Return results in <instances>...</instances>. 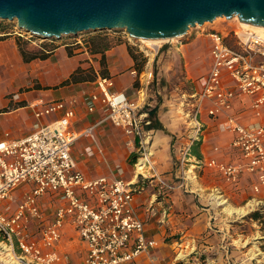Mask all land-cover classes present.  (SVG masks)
<instances>
[{
  "label": "built area",
  "instance_id": "1",
  "mask_svg": "<svg viewBox=\"0 0 264 264\" xmlns=\"http://www.w3.org/2000/svg\"><path fill=\"white\" fill-rule=\"evenodd\" d=\"M18 30L20 37L28 35ZM208 36L211 67L188 115V123L195 131L192 145L220 136L218 130L207 131L200 120L207 101L209 117L226 116L225 126L233 136L231 145L241 160L231 163L211 159L196 163L190 160V147L180 159L179 184L182 187L192 179L197 180L196 169L207 167L234 187H240L246 175L256 177L244 190L249 195H257L264 189V124H243L244 112L235 111V103L237 99L248 98L247 110L256 118L262 116L264 33L245 28L238 21V26L227 33L212 31ZM229 37L233 45L228 43ZM133 73L139 77L138 71ZM84 102L89 114L101 113L97 124L86 126L87 119L80 118L74 108L64 101H52L33 105L30 134L17 139L6 134V139L0 140V236L10 243L18 264L62 263L56 247L67 224L74 227L87 245L84 264H131L138 259L147 262L164 247L158 240L146 236L144 222L133 205L137 185L147 181L144 168L150 166L152 157L146 150L147 127L151 122L140 113L145 97L130 100L115 89L112 79L98 77ZM59 114L58 118L42 124L45 117ZM101 126L122 130L130 138L128 144L138 142L142 147L133 175L118 167L116 174L89 178L78 168L74 144L87 135V147L93 153L101 152L93 135ZM134 178L142 181L135 183ZM24 185L29 189L13 209V194ZM161 188L170 190L172 185L162 182ZM55 199L60 205L49 221L45 205L52 208Z\"/></svg>",
  "mask_w": 264,
  "mask_h": 264
},
{
  "label": "crops",
  "instance_id": "2",
  "mask_svg": "<svg viewBox=\"0 0 264 264\" xmlns=\"http://www.w3.org/2000/svg\"><path fill=\"white\" fill-rule=\"evenodd\" d=\"M4 35L5 38L0 40V140L6 139V134H10L13 139L30 134L33 131L31 119L35 110L33 105L52 101H64L69 107L74 108L80 118L87 119L86 126L97 124L102 117L101 113L89 114L84 99L86 93L94 87L97 78L102 77L101 71L104 68H107L108 76L113 80L118 92L124 93L134 101L145 97L146 102L140 113L144 114L148 121H153L154 127L151 129L147 127L146 147V150L152 153V157L150 166L144 168L147 181L137 185L138 191L134 195L133 205L144 222L146 236L158 240L164 247L155 252L150 261L138 259L131 264H201L200 256L205 257V264L263 262L262 257L256 259V262L251 257H244L247 252L243 247L240 253L234 247L231 250V243L228 241L229 238H233L229 229L231 221L242 219L255 211H261L264 218V189L257 195H249L244 190L245 185L254 182L256 177L246 175L240 187H234L225 182L219 173L206 167L196 169L198 177L195 184L191 182L182 187L179 184L182 175L180 159L184 152L192 147L195 138V131L188 123V115L196 104V96L202 91L211 67V40L206 56L197 54L198 48L195 46H199L198 39L182 46L186 48L185 62L191 78L198 80L201 76L203 84L199 92L189 95L192 97L190 102L179 103V98L167 100L165 97L163 101L152 100L145 92L139 90L136 85L137 77L133 73L138 70L129 53L128 42L113 45L105 53L107 67H104L101 63V54H91L88 49L80 46V41L72 42V39L43 41L46 39L25 37L23 39L30 43V47L46 45L52 50L49 57L44 60L26 62L18 47L17 40L20 34L12 30ZM78 69H82L85 75L94 70L97 74L96 80L70 81ZM226 82L231 84L229 78H226ZM248 104V98L237 99L235 103V111L244 112L245 116L241 119L243 124L249 125L254 122L264 124V108L262 116L256 118L247 110ZM208 108L209 103L206 101L200 120L207 131L218 130L220 136L201 142L195 150L202 155V159L191 155L190 160L205 163L217 159L238 163L241 160L240 154L231 145L233 136L225 126L226 116L211 118L208 116ZM150 110H155L151 120ZM60 115L45 117L42 124H47ZM93 135L102 151L93 153L92 149L87 147L88 136L83 135L73 146L78 168L89 178L108 173L116 174L118 167L133 175L136 164L132 163V159L137 157L138 161L142 153L139 143L128 144L130 138L122 130L111 126L108 129L104 126L97 127ZM216 148L218 150H215ZM133 180L138 183L142 178ZM162 182L171 184L172 189L163 190ZM28 189L29 186L24 185L14 192L11 203L13 209L17 208ZM52 199L53 197H50V200ZM59 205L60 201L57 199L52 208L45 205L49 221L52 220V214ZM227 207L244 209L245 213L232 214ZM250 220L256 222L251 218ZM37 236L39 234L35 237ZM259 238L264 239L262 232ZM56 249L62 257L60 264H84L87 245L71 224L64 227L62 240ZM214 252L218 256L211 258L210 255ZM259 252L263 253L262 250ZM254 254L259 255L258 252Z\"/></svg>",
  "mask_w": 264,
  "mask_h": 264
},
{
  "label": "water",
  "instance_id": "3",
  "mask_svg": "<svg viewBox=\"0 0 264 264\" xmlns=\"http://www.w3.org/2000/svg\"><path fill=\"white\" fill-rule=\"evenodd\" d=\"M264 27V0H0V20L33 37L126 32L135 41L173 40L219 17Z\"/></svg>",
  "mask_w": 264,
  "mask_h": 264
},
{
  "label": "rangeland",
  "instance_id": "4",
  "mask_svg": "<svg viewBox=\"0 0 264 264\" xmlns=\"http://www.w3.org/2000/svg\"><path fill=\"white\" fill-rule=\"evenodd\" d=\"M238 21L239 20L233 19L227 20L224 17V19H220L217 22L214 21L215 23L207 22L203 26L192 28L186 37L159 43L157 49L148 47V44L144 41L133 40L126 32L120 30L88 32L82 33L75 39L72 37H65L64 39H72V42L80 41V46L86 49L88 47L87 43L89 42V39L94 36H105L109 38L114 46L121 42H128L129 47H131L139 56L140 65L142 60H147L142 67L143 71L141 73L139 72V77L137 78L136 83L139 90L141 89L142 92H145L146 95H148V98L151 97L152 100L157 99L159 101V99H161V101H163L165 97H167V100L179 98V103L180 101H185L187 103L192 100V97L189 95H193L201 90L203 77L200 76L198 80H193L191 78V74L189 69L187 70L185 62V55L187 54L186 48L182 46L190 43L194 39H198L199 46H195V48H198L197 54L199 56H206L205 54L210 48V38L208 34L212 31H219L225 34L230 29L238 26ZM0 27L3 28L5 32H10L12 30L19 31L18 28H16L18 27L16 21L11 22L0 20ZM25 36L30 37V34H26ZM30 38L34 39L36 37L31 36ZM201 41H204L205 43H201ZM228 43L231 45L234 44L231 37H229ZM192 180L190 181V184L191 182H194L195 184L196 180ZM251 213H248L242 219L231 221V227H229V229H231L233 238L231 237L228 240L231 243L230 249L232 250L234 247L238 249L240 253L243 247V250H246L247 252V255H243L244 257H251L254 262H256V259L262 257L263 262H258V264H264V239L262 240L259 238L260 232L264 234V218L254 222L249 218ZM243 220H245V222ZM242 234L245 235V237H238V235ZM260 242H263V244ZM7 248L10 249V253H12V256L17 260L10 243L3 239L0 240V264H10L7 261V254L9 253ZM260 250H262L263 253H260ZM255 252H258L259 255L255 256ZM16 254H19L17 249ZM217 256L218 254L216 252L210 255L211 258H216ZM199 260V263L205 264L204 256H200Z\"/></svg>",
  "mask_w": 264,
  "mask_h": 264
},
{
  "label": "trees",
  "instance_id": "5",
  "mask_svg": "<svg viewBox=\"0 0 264 264\" xmlns=\"http://www.w3.org/2000/svg\"><path fill=\"white\" fill-rule=\"evenodd\" d=\"M6 33H8V31L5 32L4 29L0 27V40L5 38L4 34ZM17 42H18V47L20 49V52L26 62H30L35 59L44 60L48 58L49 55L52 53V50L49 49L46 45H41L40 47L38 46L30 47V43L24 40L22 37H19ZM87 46H88L87 49L91 54H94V55L101 54L102 55V59H101L102 66L107 67L105 53L108 50H110L113 46V43L109 40V38L105 36H94L89 39ZM129 53L136 63L138 72L141 73L143 71L142 67L147 60L146 59L142 60V63L140 65L139 56L131 47H129ZM101 76L104 78H109L107 68L102 69ZM96 77H97V74L95 73L94 70H91L85 75L82 69H78L76 73L72 75L70 81L72 82L95 81ZM154 114H155V110H150L149 112L150 120ZM153 127H154L153 121L151 120V123L148 126V129H151ZM200 143L201 142H195L191 147V154L194 156H197L198 159H202V155L195 150V147L197 146L199 147ZM132 163H135V164L137 163V157H133ZM249 218L255 221H258L263 218V215L261 214V211H255L249 215ZM0 240H3V237L0 236Z\"/></svg>",
  "mask_w": 264,
  "mask_h": 264
},
{
  "label": "bare ground",
  "instance_id": "6",
  "mask_svg": "<svg viewBox=\"0 0 264 264\" xmlns=\"http://www.w3.org/2000/svg\"><path fill=\"white\" fill-rule=\"evenodd\" d=\"M220 19H224V17H219L217 18L216 20H214L215 22L219 21ZM233 20H239L238 17H233ZM213 21V22H214ZM214 22V23H215ZM239 22L241 23V25L245 28H250V29H253V30H256V31H259V32H262L264 33V27L263 26H258V25H255V24H250V23H245V22H241L239 20ZM144 41L145 43L148 44V47L150 48H154V49H157L158 47V44L161 43V42H164L166 40H142ZM170 41V40H169ZM225 203V202H223ZM226 204V203H225ZM227 209L230 211V213H245V210L244 209H235V208H231V207H227ZM7 251H9V253L7 254V257H8V263L10 264H18L17 260H15V257L12 256V253H10V249L7 248Z\"/></svg>",
  "mask_w": 264,
  "mask_h": 264
}]
</instances>
